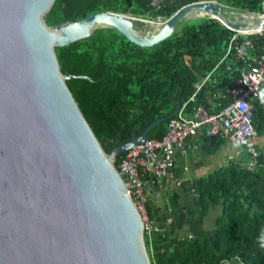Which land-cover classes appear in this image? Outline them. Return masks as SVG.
Segmentation results:
<instances>
[{
	"label": "water",
	"instance_id": "95a60500",
	"mask_svg": "<svg viewBox=\"0 0 264 264\" xmlns=\"http://www.w3.org/2000/svg\"><path fill=\"white\" fill-rule=\"evenodd\" d=\"M55 1L0 0V264H153L141 214L115 160L150 138L181 103L107 153L66 82L93 78L64 74L56 47L98 28H114L149 47L190 17L248 26L216 0L184 5L158 28L114 11L51 26L46 15ZM194 9L202 11L190 16ZM256 21L264 26V18Z\"/></svg>",
	"mask_w": 264,
	"mask_h": 264
},
{
	"label": "trees",
	"instance_id": "16d2710c",
	"mask_svg": "<svg viewBox=\"0 0 264 264\" xmlns=\"http://www.w3.org/2000/svg\"><path fill=\"white\" fill-rule=\"evenodd\" d=\"M195 1L204 0H168L157 10L153 0H56L46 21L54 26L99 11L167 19ZM217 1L240 12H261L264 0ZM192 19L197 18L183 19L170 37L149 47L135 44L114 28H98L87 38L56 47L64 74L93 78H73L66 82L107 153L141 134L158 118L173 113L177 102L187 101L208 74L212 78L198 93V101L212 111L217 110L210 107L208 98L213 92L231 86L240 75L239 63L232 54L225 57L235 31L215 17L188 21ZM146 22L154 27V22ZM251 38L256 47L264 45V36L251 35ZM228 63L233 64L232 70H228ZM169 121L156 126L150 138L163 137ZM254 122L261 135L264 88L254 103ZM125 154L116 157V166ZM184 185L197 191L203 212L221 206V213L210 236L191 234V238L190 235L170 238L166 229L164 233H153V256L149 237L145 235L153 264H222L233 259H240L243 264H264L262 170L246 171L231 163Z\"/></svg>",
	"mask_w": 264,
	"mask_h": 264
},
{
	"label": "built area",
	"instance_id": "2783aa9c",
	"mask_svg": "<svg viewBox=\"0 0 264 264\" xmlns=\"http://www.w3.org/2000/svg\"><path fill=\"white\" fill-rule=\"evenodd\" d=\"M167 1L153 0L152 5L158 10ZM232 13L237 16L231 19H236L248 27L235 29L225 25L235 31L225 57L232 54L235 62L239 63L240 75L231 86L213 92L208 98L210 107H216L217 110L212 111L198 101V93L212 78L208 74L188 100L181 104L178 113L170 118L164 136L148 138L133 146L116 166L128 194L141 214L144 235L149 237L152 256V235L164 233L165 228L149 217L147 193L150 186L161 184L166 176L174 178L178 186H183L185 182L192 184L191 179L174 175L177 151L185 148L188 139L202 131L207 139L218 137L228 140L233 147H242L247 153L246 159H237L234 164L246 171L262 170L264 173L259 131L254 122V103L260 98L264 88V45L256 47L251 38V35L264 36V26L256 25L257 17L264 18V2L261 12L235 10ZM144 20L151 22L152 19ZM156 20L163 22L165 19L159 16ZM232 67V63L227 64L228 70H232ZM191 192L198 196L192 187ZM173 221L174 217L170 215L168 223Z\"/></svg>",
	"mask_w": 264,
	"mask_h": 264
},
{
	"label": "crops",
	"instance_id": "0c3cea01",
	"mask_svg": "<svg viewBox=\"0 0 264 264\" xmlns=\"http://www.w3.org/2000/svg\"><path fill=\"white\" fill-rule=\"evenodd\" d=\"M259 145L264 154V132L259 134ZM246 158L244 148H235L228 140L222 138L207 139L204 133L199 131L195 137L187 140L184 149L177 151L174 175L195 181L237 159ZM188 188L185 185H176L174 178L170 176L164 177L161 184L149 187L147 193L149 217L165 228L170 238L191 234L210 236L214 229V221L221 213V206L211 207L208 212H203L198 196ZM170 215L174 217L171 224L168 223ZM222 264L243 263L240 259H233Z\"/></svg>",
	"mask_w": 264,
	"mask_h": 264
},
{
	"label": "rangeland",
	"instance_id": "374dc122",
	"mask_svg": "<svg viewBox=\"0 0 264 264\" xmlns=\"http://www.w3.org/2000/svg\"><path fill=\"white\" fill-rule=\"evenodd\" d=\"M264 2V1H263ZM233 11H235V10H233ZM198 14V13H197ZM196 13H192V14H190V16H195V15H197ZM228 16H230L231 18H234L235 16H237V14H235V13H232L230 10L228 11V14H227ZM190 18H192V17H190ZM201 18H203V17H197V19H192V20H188V21H194L195 20V22H198V20H200ZM151 22L153 23L154 22V27L155 28H158V27H160L161 25L160 24H158L157 22V20H151ZM144 23V22H143ZM151 23V24H152ZM135 27H136V29H138V30H142V31H145V28L143 27V24H141L140 22H136L135 23Z\"/></svg>",
	"mask_w": 264,
	"mask_h": 264
},
{
	"label": "bare ground",
	"instance_id": "6f19581e",
	"mask_svg": "<svg viewBox=\"0 0 264 264\" xmlns=\"http://www.w3.org/2000/svg\"><path fill=\"white\" fill-rule=\"evenodd\" d=\"M201 11H202L201 9H197V10L194 9V10L191 11L190 14H192V13H196V14L198 13V14H199ZM203 11H204V10H203ZM253 17L256 18L255 16H253ZM103 24H104V23H99L97 26H102Z\"/></svg>",
	"mask_w": 264,
	"mask_h": 264
},
{
	"label": "clouds",
	"instance_id": "9594fccd",
	"mask_svg": "<svg viewBox=\"0 0 264 264\" xmlns=\"http://www.w3.org/2000/svg\"><path fill=\"white\" fill-rule=\"evenodd\" d=\"M262 246H264V244H262Z\"/></svg>",
	"mask_w": 264,
	"mask_h": 264
}]
</instances>
